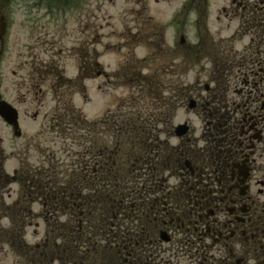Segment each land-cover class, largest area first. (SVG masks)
Segmentation results:
<instances>
[{"label":"flooded vegetation","instance_id":"1","mask_svg":"<svg viewBox=\"0 0 264 264\" xmlns=\"http://www.w3.org/2000/svg\"><path fill=\"white\" fill-rule=\"evenodd\" d=\"M222 1L213 32L209 0L189 3V31L183 21L166 26L183 27L174 55L185 83L167 99L179 110L147 140L155 172L137 183L130 211L115 217L110 264H264V0ZM10 3L0 0V20L9 24L2 59L10 54ZM151 21L136 13L134 39L171 50L167 30H149ZM206 65L207 85L201 72L186 84L193 66L204 72ZM179 111L186 119L175 125Z\"/></svg>","mask_w":264,"mask_h":264},{"label":"rangeland","instance_id":"2","mask_svg":"<svg viewBox=\"0 0 264 264\" xmlns=\"http://www.w3.org/2000/svg\"><path fill=\"white\" fill-rule=\"evenodd\" d=\"M190 2L76 0L69 6L59 3L54 9H47L35 0H15L8 10L10 54L4 57L0 67V93L4 100L18 109L23 134L20 138L16 137L13 128L0 118V147L7 157L4 161L5 172L12 177L15 171L26 170L27 173L35 169L46 170L56 162L63 172L73 170L77 163V152L82 150L80 144L76 143L81 138L82 126L79 125L81 130L76 128L73 131L70 128L64 131L54 128L57 121L64 118L70 123L73 118L70 104L89 121H96L109 112L123 111V114H127V110H144L150 116H167L169 110L164 108L165 99L178 95L185 81L179 78L180 59L174 55V50L180 49L179 38L183 27L170 29L166 26L170 22L183 21L187 23L185 32L189 31V23L194 20L195 13L187 19L183 16L185 13L191 14L188 10ZM223 4L222 0H209L212 18L209 30L212 32L216 28L213 15ZM51 11L52 14L47 17ZM138 12L152 20L149 30H167L166 45L171 50L159 52L156 46L153 51L143 40L137 48L126 46L124 37L137 32L134 18ZM237 25L234 23L231 27L234 29ZM130 56L134 60L126 64ZM146 57L153 60L141 63ZM36 58L46 63L34 62ZM96 62L114 77L111 82L107 77H97L100 69H95ZM210 66L206 65L204 72L203 67L193 66L185 79L186 84H195L198 78L196 74L201 72L200 82L207 85ZM174 68L177 71L172 70ZM82 70L92 73L91 80L85 84V96H82V83L76 80ZM140 73L145 76L142 83L129 79L132 74ZM66 80L70 81L69 85ZM33 84L40 87L34 90ZM133 85L143 88L146 93L137 94ZM132 94L137 98L131 103ZM67 112L68 116H65ZM178 114L175 125L186 119L184 113L179 111ZM191 124L200 132V123L196 119H192ZM89 146L88 143L87 148ZM18 176L24 177V174L19 173ZM20 196V184L13 183L0 201V241L11 225L3 207L13 206ZM32 209L35 213L43 210L40 204H34ZM40 222L39 228L30 226L25 229L26 242L30 245L39 243L46 232L43 222L37 221ZM14 262V255L8 246H0V264Z\"/></svg>","mask_w":264,"mask_h":264},{"label":"trees","instance_id":"3","mask_svg":"<svg viewBox=\"0 0 264 264\" xmlns=\"http://www.w3.org/2000/svg\"><path fill=\"white\" fill-rule=\"evenodd\" d=\"M84 81L80 75L79 82ZM70 111V123L64 118L54 128L73 131L82 126L76 142L82 150L71 172L61 171L56 162L46 170L18 171L11 178L4 170L6 156L0 147V201L13 182L22 190L13 206L3 207L11 226L0 241V246L10 247L16 264H110L118 233L115 217L119 211L122 216L130 211L137 183L145 180V173L155 172L147 140L158 132L162 118L157 119V127L150 115L128 111L89 122L71 104ZM36 203L42 205L41 216L32 209ZM40 217L47 224L46 239L40 246H28L25 229L36 226ZM129 222L122 225L125 234Z\"/></svg>","mask_w":264,"mask_h":264},{"label":"water","instance_id":"4","mask_svg":"<svg viewBox=\"0 0 264 264\" xmlns=\"http://www.w3.org/2000/svg\"><path fill=\"white\" fill-rule=\"evenodd\" d=\"M1 32L2 29H1ZM0 116L3 118V120L13 126L16 130V135L18 137L21 136L20 125H19V114L16 109H14L10 104H8L6 101H3L0 96Z\"/></svg>","mask_w":264,"mask_h":264}]
</instances>
